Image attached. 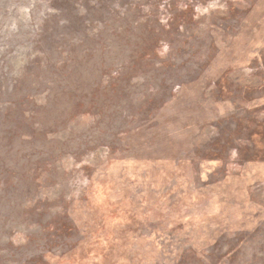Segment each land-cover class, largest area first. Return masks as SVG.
I'll return each mask as SVG.
<instances>
[{
	"label": "rangeland",
	"instance_id": "374dc122",
	"mask_svg": "<svg viewBox=\"0 0 264 264\" xmlns=\"http://www.w3.org/2000/svg\"><path fill=\"white\" fill-rule=\"evenodd\" d=\"M0 264H264V0H0Z\"/></svg>",
	"mask_w": 264,
	"mask_h": 264
}]
</instances>
